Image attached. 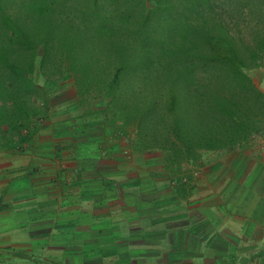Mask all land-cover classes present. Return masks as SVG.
Instances as JSON below:
<instances>
[{"label":"trees","instance_id":"16d2710c","mask_svg":"<svg viewBox=\"0 0 264 264\" xmlns=\"http://www.w3.org/2000/svg\"><path fill=\"white\" fill-rule=\"evenodd\" d=\"M16 1L0 0V149L22 151L31 144L39 129L36 121L49 105L48 89L40 90L35 81L41 48L51 51L47 25L55 14L77 17L79 11L75 0H23L20 11ZM83 2L85 17L88 12L94 15V8L105 10L101 19L109 22L118 43L112 73L100 71L88 78L72 73L77 94L83 96V75L91 87L88 96L95 93L115 112L114 125L106 116L104 123L134 126L140 150L159 154L160 178L175 196L194 194V168L205 153L246 150L255 136L264 134V91L251 75L264 68V0ZM177 6L189 12L188 24L180 25L179 35L167 47L156 48L152 67L156 63L162 73H146L143 79L155 91L141 93L136 102V93L124 91L138 80L137 73L126 78V54L139 50L140 37L149 34L152 7ZM178 66L181 73H176Z\"/></svg>","mask_w":264,"mask_h":264},{"label":"crops","instance_id":"0c3cea01","mask_svg":"<svg viewBox=\"0 0 264 264\" xmlns=\"http://www.w3.org/2000/svg\"><path fill=\"white\" fill-rule=\"evenodd\" d=\"M80 102L49 100L28 149H0V264H264V214L244 212L250 199L233 211L226 198H178L162 165L138 146L131 162L117 128ZM196 206L218 215L196 222ZM201 235L217 240L197 252Z\"/></svg>","mask_w":264,"mask_h":264},{"label":"rangeland","instance_id":"374dc122","mask_svg":"<svg viewBox=\"0 0 264 264\" xmlns=\"http://www.w3.org/2000/svg\"><path fill=\"white\" fill-rule=\"evenodd\" d=\"M23 2V0L16 1V9H18V11L22 9ZM75 2L76 6L78 5L79 11L77 17H73V15L70 14H55L48 23L46 33L50 35V38L46 40V42L47 44L49 43L48 46L51 51L50 53L48 52V47L41 48L42 51H40L37 56L39 60L35 66V73H37L35 81L40 90H43V88L48 89L47 95L49 100L52 99V101L58 102L73 101L79 98L81 99V107L89 108L90 113L94 114L97 120H104L106 116L108 122L113 126L115 122V112L112 109H106V105H103L105 101L96 98L95 93L88 96L91 87L89 88L86 85V79L84 77L88 78L90 75L96 76L99 75L100 71L105 70H111L112 73L111 68L113 67L115 69L116 67L115 48L118 42L115 41L113 28L110 29L108 26L109 22L105 24L101 19L105 10L100 11L94 8L92 9L93 11L95 10L94 15H89L88 12L85 17L83 16V0H75ZM91 4H93L92 1ZM33 9H35V7ZM150 15L151 22L149 24L152 28L148 29L150 32L146 37H140L138 44H141L139 45L141 48L135 51L131 49L126 54L128 61L124 73H137L138 82L136 81V85L129 82L128 85L124 87V91L136 93L134 101L139 99L138 95L141 93L146 94L150 91H155L149 81L144 80L143 77L146 73H162L160 70L161 68H159L156 63L155 66L152 67L157 55L155 50L156 48L163 49V46L167 47L169 42H172V39L177 38L180 25L183 22L188 24L187 19L189 17V12L185 11L181 6H177L175 9L162 8L159 10L152 7ZM60 24L61 27L58 29ZM136 42L137 41H133V45H135ZM146 45L152 50L151 55ZM40 73H49L47 77L44 76L48 82ZM72 73H85L84 77L82 75L81 81L83 91V96L81 98L78 94H75L76 88ZM176 73H181L179 71V66L177 67ZM251 75L257 87L264 91V84L262 82L264 78V68L252 71ZM128 77L130 78L131 76L128 74L126 78ZM59 86L65 87L64 90L68 89V92L62 95L53 92L57 90V87L60 88ZM66 86H68V88H66ZM179 89L181 88L179 87ZM86 97H88V99H86ZM139 102L141 104L144 100L140 98ZM116 131L117 139H122L123 142H125V144L122 142V146L126 150L125 152L128 153V158L131 162L138 163L139 158H134L132 154L134 152L135 154L137 153L136 147L138 146L135 127H124L119 125ZM147 152L150 155L148 161L154 166V170L158 171L161 169L159 154L155 151ZM194 169L195 175L193 184H197L198 190H195L192 196L193 200L203 201L204 198H210L213 202L214 200L226 198L227 205L223 206L224 209L228 207L234 211L235 200L244 197L250 199V202L242 207L245 213H255L256 216L264 214V134L255 136L250 147L246 150L233 149L231 151H223L221 154L216 152L205 153L200 166ZM231 203L234 205H231ZM203 212L200 206L195 207L192 215L195 217L196 222H199V220L203 221V218L208 214L218 215L217 210H213L212 212L205 211L206 213ZM229 212L228 214L230 215L228 216H232V219H230L228 223H225L224 228L231 233V229L234 231L236 229V218H233L235 214H232L230 210ZM244 212L241 211V213ZM237 214L240 215L239 213H236V215ZM262 220L264 222V218H262ZM230 221H234V223H229ZM238 222L240 221L238 220L237 223ZM203 234L205 235L208 233L203 232ZM200 237L194 239L197 252L204 251V246L211 248L210 243L216 242L217 240L212 238L207 245L204 243V236L201 235ZM215 247H218V244H216Z\"/></svg>","mask_w":264,"mask_h":264}]
</instances>
